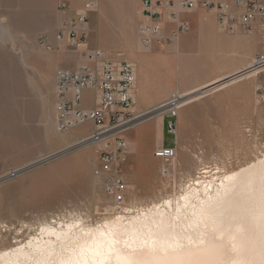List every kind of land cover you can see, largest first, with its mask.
Segmentation results:
<instances>
[{
  "label": "rangeland",
  "instance_id": "obj_1",
  "mask_svg": "<svg viewBox=\"0 0 264 264\" xmlns=\"http://www.w3.org/2000/svg\"><path fill=\"white\" fill-rule=\"evenodd\" d=\"M146 1L0 0V250L35 233L45 219L80 217L100 224L127 206L180 194L204 167L211 171L207 178L222 176L264 154V73L254 68L264 54L261 19L246 29L223 23L218 7L204 6L203 0H196L193 9L185 8V0H148L158 10L151 21L162 31L147 45L140 30L154 7ZM227 4L235 16L243 12L236 0ZM201 12L198 20L212 22L215 34L182 40L193 30L190 16ZM178 22L188 28L181 31ZM255 25L256 54L248 61L228 58L219 32H250ZM98 49L108 59L128 60L136 70L146 55L156 54L146 61L157 75L156 95L167 86V99L173 92H193L172 119L164 111L147 114L152 108L137 99L135 88L138 118L121 134L128 147L115 164L127 182L121 210L105 192L103 176L95 174L101 145L82 143L93 122L67 131L58 124V70L76 71ZM161 70L168 73L163 83ZM96 96L97 90L87 87L81 107L95 108ZM171 120L177 124L175 134L169 132ZM163 147L177 150L176 169L173 160L157 155Z\"/></svg>",
  "mask_w": 264,
  "mask_h": 264
},
{
  "label": "bare ground",
  "instance_id": "obj_2",
  "mask_svg": "<svg viewBox=\"0 0 264 264\" xmlns=\"http://www.w3.org/2000/svg\"><path fill=\"white\" fill-rule=\"evenodd\" d=\"M178 93L182 105L190 94ZM163 111L158 104L146 113ZM180 162L177 154L171 164ZM210 172L204 167L180 194L127 206L100 224L45 219L0 250V264H264V154L222 176Z\"/></svg>",
  "mask_w": 264,
  "mask_h": 264
},
{
  "label": "built area",
  "instance_id": "obj_3",
  "mask_svg": "<svg viewBox=\"0 0 264 264\" xmlns=\"http://www.w3.org/2000/svg\"><path fill=\"white\" fill-rule=\"evenodd\" d=\"M204 6H217L223 23L231 26L240 25L250 29L251 24L257 18L261 19L264 29V0H236V6L241 9V14L235 16L227 4V0H203ZM148 7H154L150 12L148 22L143 23L140 30L142 41L149 45L155 37L158 38L162 29L156 24L153 17L158 10L154 4L147 0ZM183 5L187 9L197 6L196 0H185ZM176 18L177 16L174 15ZM84 22V16L80 17ZM181 31L188 28L187 23H179ZM71 35L76 43L75 27L70 26ZM69 28V29H70ZM61 38V36H59ZM90 61V62H89ZM88 64H83L76 71L65 69L57 73V113L59 129L63 131L87 123L93 122L94 130L82 143L101 145V167L95 169V174L102 177L105 192L113 200L117 209H122L125 202L127 182L121 169L115 166L116 162L125 154L128 142L121 134L132 125L135 114V88L137 83L136 67L133 63L124 59H108L106 54L98 49L89 54ZM95 64V65H93ZM255 72L264 73V54H260L254 62ZM254 70V69H253ZM97 90L96 105L93 109H85L82 106V93L86 88ZM102 90H111V99L102 100ZM115 90H123V99H115ZM181 96L173 92L163 103V108L168 117L174 119L180 109ZM169 132H177V124L174 120L168 123ZM157 155L169 162L177 156V150L173 147H163L157 150ZM15 175V172H12Z\"/></svg>",
  "mask_w": 264,
  "mask_h": 264
},
{
  "label": "crops",
  "instance_id": "obj_4",
  "mask_svg": "<svg viewBox=\"0 0 264 264\" xmlns=\"http://www.w3.org/2000/svg\"><path fill=\"white\" fill-rule=\"evenodd\" d=\"M193 19V30L184 35L182 40L184 41H191L194 37H204L206 35H213L215 34V27L212 22H205L198 20L199 17L203 18V13H199V15H191ZM257 24V23H256ZM254 31L250 32H243L242 30L238 29L237 32H234V34H228L226 32H219V37L225 39L228 46L225 48V52L228 55V58H237V60L244 59L245 61L250 60L251 57L256 54L257 50L252 47L253 41L256 39L257 35V25L254 26L252 29ZM163 35L166 36V34L170 33L167 32L166 29L163 30ZM247 43L251 44L249 48H247ZM156 54H150L146 55L144 63L141 62V64L138 65L137 71V87H136V97L137 99L145 103V108H152L155 105L161 104V102L165 101L169 95L170 88L167 86V88L163 89L159 95H156L155 92L158 91V82H157V75L152 71V69L149 67L150 63H147V59H155ZM146 62V63H145ZM150 62V61H149ZM253 66V65H252ZM178 70V68H177ZM162 74H160V82L163 83L167 79H164L168 76V73H166L164 70ZM139 77V78H138ZM141 80V81H140ZM193 92L185 93L182 95H191ZM189 95V96H190ZM188 96V97H189ZM162 126L164 128L165 121L164 119H161ZM164 144V143H163Z\"/></svg>",
  "mask_w": 264,
  "mask_h": 264
}]
</instances>
